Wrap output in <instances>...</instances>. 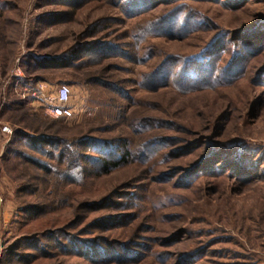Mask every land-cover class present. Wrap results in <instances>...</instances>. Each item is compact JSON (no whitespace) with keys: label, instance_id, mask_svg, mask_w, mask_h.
<instances>
[{"label":"rangeland","instance_id":"1","mask_svg":"<svg viewBox=\"0 0 264 264\" xmlns=\"http://www.w3.org/2000/svg\"><path fill=\"white\" fill-rule=\"evenodd\" d=\"M253 31L264 0H0V264H264V40L247 47ZM109 44L120 56L34 70ZM169 66V83L145 85ZM35 76L46 82L30 87ZM63 84L70 120L32 96ZM26 109L58 122L73 160L80 139L132 159L105 174L88 163L78 184L5 161L1 128L26 131L11 119ZM29 207L44 210L25 217Z\"/></svg>","mask_w":264,"mask_h":264},{"label":"trees","instance_id":"2","mask_svg":"<svg viewBox=\"0 0 264 264\" xmlns=\"http://www.w3.org/2000/svg\"><path fill=\"white\" fill-rule=\"evenodd\" d=\"M145 32H147V30H144L139 35V37H144ZM250 37L252 40L249 38V42H246L245 45H247V47L252 50L258 51L259 45L261 43L263 44V41L261 40L264 39L259 38H264V31H253L252 34H250ZM94 49L95 48H82V51H80V55L77 53V56L67 55L61 56L59 58L37 59V61H35V64L33 65L34 70L41 71L45 69L60 68L69 65L73 66L74 63H76V67H82L87 65L88 62L86 60L92 59L94 61H97L107 56H120L118 54L120 52V48L116 47L113 44H109L107 46V50L109 51L105 54H101L100 52L93 53ZM85 52H87V54H85ZM262 72L263 78H261L264 81V70ZM26 74L30 73L27 72ZM146 79L147 80L145 82V85L147 87H159L161 86V84H167L170 82V80L173 79V69L171 66H169L167 69H159L152 75L147 76ZM42 82L46 81L43 78L35 76L30 81L29 86L34 87L36 84ZM180 83L182 85L184 84V82L181 81ZM186 85L190 86L188 88L194 87L193 85H188V83ZM13 104L14 105L11 106V110L14 111V108H20L18 107L20 103L17 104V102H13ZM11 119L23 124L26 131H13L10 145L8 146L5 156V161H18L19 163L24 162L26 164L33 165L34 167L41 169L42 172L46 175H55L56 177H58V180L64 183H82L81 180L85 178L87 169V166L86 168L83 166L88 163H98L100 165L101 172L105 174L107 171L116 169L121 164L127 163L130 159H132L131 152L124 147L120 148L119 146H115V144L109 142H102L98 140L96 141L92 139H80L75 143L77 147L76 152L79 153V156L76 160H73L74 155L72 152V148L68 147L67 141H65V139L60 136L61 130L56 129L53 131L54 127H57V121L42 120L40 115L32 112L31 109H26L20 114L11 116ZM153 148L154 147L148 148L140 157V159L145 160V158L148 157L147 154H152L154 152ZM241 168L242 170H245L244 167ZM33 180L39 181L36 177H33ZM43 210V207H29L28 209L21 211V213H23L25 217L30 216L35 218V216L38 215L37 213H40ZM76 246L77 245H75V248H77ZM31 248L35 252L39 251L42 253L44 249L42 245H38L36 242L34 246H31ZM50 248L57 250L61 249L64 255L69 254L68 249H64L61 245L59 246L58 243L50 245ZM82 250H88V248L83 247ZM101 251H103V249H101ZM126 252L128 253V251ZM126 252L124 253V255H126ZM88 257L90 258L89 260L92 261L97 259L95 258V254H91V257ZM19 260L26 263V260H24V258H18V261Z\"/></svg>","mask_w":264,"mask_h":264},{"label":"built area","instance_id":"3","mask_svg":"<svg viewBox=\"0 0 264 264\" xmlns=\"http://www.w3.org/2000/svg\"><path fill=\"white\" fill-rule=\"evenodd\" d=\"M72 94V88L66 84L58 86L53 91L45 85H38L37 89L33 90L32 96L36 101L45 104L46 113L52 118L70 120L74 117L71 106ZM1 132L8 137L13 135L12 128L7 125L1 128Z\"/></svg>","mask_w":264,"mask_h":264}]
</instances>
